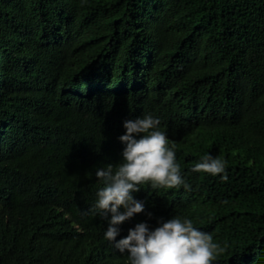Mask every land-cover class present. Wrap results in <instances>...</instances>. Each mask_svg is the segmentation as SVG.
Returning a JSON list of instances; mask_svg holds the SVG:
<instances>
[{"label":"trees","instance_id":"obj_1","mask_svg":"<svg viewBox=\"0 0 264 264\" xmlns=\"http://www.w3.org/2000/svg\"><path fill=\"white\" fill-rule=\"evenodd\" d=\"M0 264H264V0H0Z\"/></svg>","mask_w":264,"mask_h":264}]
</instances>
